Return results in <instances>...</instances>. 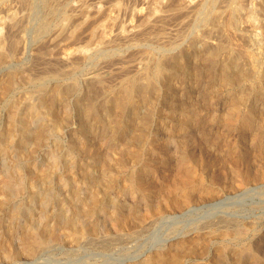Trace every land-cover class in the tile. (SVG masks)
<instances>
[{"label":"rangeland","instance_id":"rangeland-1","mask_svg":"<svg viewBox=\"0 0 264 264\" xmlns=\"http://www.w3.org/2000/svg\"><path fill=\"white\" fill-rule=\"evenodd\" d=\"M245 15L247 19L244 18ZM262 18L260 7L255 4V1L246 6L239 17L240 25L244 23L241 26L248 29L252 36L247 43L248 47L252 49L255 46L252 49L255 52L261 45H264V32L261 34V28L253 29L255 21L259 23L258 21ZM196 23H198L197 26L193 23L194 26L191 25L184 36L181 35L183 38L181 36L177 38V45L160 47L156 44H148L147 47L143 46L139 49L141 51L146 49L157 58L184 52L189 47L193 33L202 25L201 21ZM26 33V53L24 55L15 54L11 60L0 64V81L11 77V75L16 77V86H13L9 94L0 100V185H3L5 181L8 182L0 187V264H151L148 257L152 253L158 250L168 251L172 245L179 248L178 242L180 241H184V246L188 248V242H190L188 239H191L196 233L195 231L208 228V220L218 221L221 218L227 219L228 222H226L227 220L225 222L231 224L229 226L236 227L235 232L223 237L219 234L210 236L205 233L206 231H202L200 233V235L203 233L201 241L203 245L205 244L206 251L200 255L183 257V264H216V262L217 264H264V180L249 182L242 188L233 186L231 184L234 183L233 175L222 177L216 173L213 174L212 166H208L205 162L209 157L206 152L208 150L201 149L200 145L202 141L208 143L214 152L223 157L227 154L236 156L238 155L236 151L244 154L243 149L246 148L251 149L248 151L249 153L261 148V146L252 145L248 134L242 131L238 125L230 124L224 119L226 111L229 109L228 92L231 88L223 87L217 89V92L215 89L214 91L211 89L218 83V80L212 81L210 73L217 74L219 68L210 71L207 64L191 61L192 68L200 73V79L196 82L188 80L185 82L179 79L181 87H190L189 93L183 89L179 92L183 94L181 95L183 102L193 105L197 113L199 112L198 116L203 120L202 126L195 134L190 135L186 132L187 130L180 126L179 117L169 113L168 107L172 97L170 93L162 91V99L154 103L150 109H145L138 119L140 123L130 125L128 129L122 128L121 132L118 131L120 134H116L117 137L108 127L105 130L101 129L104 138L101 141H96L92 135L99 136L93 131L94 134H90V132L82 134L79 131L81 130L80 116L82 114L75 106L73 99L55 98L59 114L70 118L69 124L60 125L59 128L52 118L45 116L42 108L36 110L34 105L35 107L39 105L45 91L51 90L55 84L60 83L72 84L76 82L75 98L84 101L87 99L86 95L88 94L87 97L90 95L83 80L86 72L93 69L96 62L100 66L103 61L115 60L118 55L130 53L128 51H132V49L115 47L104 51L106 56L103 51L96 52L92 61L81 63L73 71L74 74L64 76L57 81L48 73L42 72L46 79L40 80L39 75L43 71V65L39 62L38 53L40 50L46 51L45 42L47 43L50 36L42 37L43 35H41L38 38L34 37V33L31 31ZM83 42H80L81 44L73 43L74 46L70 44V48L95 47L94 42ZM96 56L98 57L96 58ZM32 60L33 62L37 61L33 63ZM262 60H264V56ZM27 67L28 69H25ZM36 70L37 72L34 73ZM25 75H34V78L26 79ZM81 83L83 84L81 85ZM107 83L112 84L111 82ZM94 96L96 98L94 99L99 103L98 93L95 92ZM20 98H23L22 101ZM248 103L250 104V101ZM224 109L226 110L224 111ZM141 120L146 121L144 126L141 125ZM28 123L31 130L28 129ZM141 132L145 135L140 134ZM38 138H40V142H38ZM124 141L133 145L132 148L137 156L133 158L127 149L129 154L125 151L123 155L125 166L120 167L118 162L123 160L120 146ZM182 153H187L193 159L192 164L197 172L204 176L205 183L215 191V195L203 199L198 196V192L195 190L196 198L191 205L182 208L171 206L162 214L150 213L149 216H145L146 212L151 210L154 194L150 192L143 195V190L138 186L142 185L144 188V182H153L159 187L166 176L165 158H174L175 160ZM198 155L204 156L206 160L198 159ZM35 164L38 165V168L45 169V172L44 175L42 174L41 182L32 184L27 172ZM104 172H108V174L104 175ZM130 176L136 184L134 189L125 186V179L128 178L126 181H130ZM11 179L13 180L11 181ZM112 180L115 181V185L109 188L108 183ZM253 186H258L256 192L241 194L245 192V189ZM119 208H122V211L133 213L135 220L131 226L123 229L112 226L110 212L115 209L117 211ZM243 208L248 209L243 210ZM78 210H81V214ZM222 210L225 211L222 212ZM70 221L74 222L75 227L86 226L88 230L90 227H94V229L91 232L86 231L83 235L67 236L63 234L59 240L48 241L50 230L53 229L52 231L60 233ZM155 221L157 222L155 223ZM248 222L251 224L249 225ZM238 225L241 226L238 227ZM213 226H217V224ZM32 232L39 233L45 238L43 250L34 257L10 252V247L15 245L18 236H31ZM79 246L83 247L80 249ZM218 247L221 250H217L216 253L215 249ZM236 250H240L239 259L235 255Z\"/></svg>","mask_w":264,"mask_h":264},{"label":"bare ground","instance_id":"bare-ground-1","mask_svg":"<svg viewBox=\"0 0 264 264\" xmlns=\"http://www.w3.org/2000/svg\"><path fill=\"white\" fill-rule=\"evenodd\" d=\"M254 1L255 4L259 5L263 18L258 21L259 23L255 21L257 24H254L253 29L261 28L262 34L264 32V0H0V64L11 60L15 54L24 55L26 53L27 31L29 33L30 31L31 33L33 32L34 37L38 38L41 35H43L42 37L50 36L47 43L45 42L47 45V48L45 47L46 51L40 50L38 53L39 62L43 65V71L39 75L40 80L46 79L42 75V72H46V74L48 73L52 78L59 81L64 76L72 74L81 63L92 61L96 52L103 51L104 53V51L115 47L132 49V51L127 50L130 53L118 55L115 60L113 59L110 62H106L108 60L103 61L100 66L96 62V66L93 65L94 68L86 72L83 80L90 95L87 97V94V99L84 101H82L83 99L77 98L76 100L75 98V86L77 84L75 82L72 84H55L51 90L45 91V95L40 99L37 107L33 104L36 110L42 108L45 116L52 118L55 125L59 128L60 125L69 124L70 118L59 114V110L56 109L55 98L73 99L75 106L79 108V112L82 114L80 116L81 130L79 131L82 134L95 133L99 136L92 135V138L96 141H101L104 138L101 129L105 130L108 127L115 134L114 136L117 137L116 134L121 132L122 128L128 129L130 125L140 123L138 119L145 109H150L154 103L162 99V91L170 93L172 97L168 107L169 113L176 114L179 117L180 126L184 127L187 130L186 132L190 135L195 134L198 128L202 126L203 120L198 116L199 112L197 113L193 105H187L183 102L184 100L181 97L183 94L179 92L183 89L186 93H189L190 87H181L179 82L180 80L196 82V80L200 79V73L192 68L191 61L207 64L210 71L214 68H219L216 72L217 74L210 73L212 81L214 79L218 80V83L212 86L211 89L213 91L215 89V92H217V89L223 87L231 88L228 92L229 109L226 114L224 113L225 118L224 116L223 118L230 124L238 125L242 131L248 134L251 144L255 145V147L261 146V148L253 150V153H249L248 151L251 149L246 148L243 149L244 154L236 151L238 154L236 156L227 154L223 157L219 153L214 152L208 143L201 140V149L208 150L206 152H208L209 157L207 161L202 155L197 157L207 162L208 166H212L213 174L216 173L222 177L233 175L234 183L231 184L242 188L249 182L264 180V60H262L264 45H261L256 52L252 50L255 46L252 49L248 47L247 43L252 36L248 29L241 26L244 23L241 25L239 23L240 14L246 6ZM244 18H246V15ZM197 21H201L202 25H200L203 27L200 26L199 29L195 30L189 47L184 52L157 58L152 56L148 50L141 51L139 49V47L148 44H156L160 47L177 45V38L181 35L184 36L191 25L194 26L196 24L195 26H197ZM249 26L251 27L252 25ZM181 38L183 37L181 36ZM83 41L94 42L95 47L78 46L70 48V44H79ZM36 61L33 62L32 60L33 63H36ZM25 69H28V67ZM36 72L37 70L34 73ZM214 75L217 76L215 77ZM33 76L25 75L26 79L30 80L34 78ZM15 79L16 77L11 75V77L0 81V100L9 94L13 86H16ZM76 81L78 82V80ZM42 87L41 89H43ZM95 92L100 97L99 103L95 100ZM20 99L22 101L23 98ZM249 101L250 104L248 103ZM15 110L17 111V109ZM145 123V120H141L142 126ZM29 125L28 123V129L31 130ZM39 140L40 138H38V142H40ZM132 147L133 145L124 141L120 146L121 158H123L127 149L130 151L131 156L135 158L137 155ZM228 150L231 149L228 148ZM129 151H126V153L129 154ZM192 160L187 153H182L175 160L174 158H165L166 176L162 184L158 187L153 182H144V188H142V185L138 186L143 190V195H147L150 192L154 194L151 210L147 211L145 216H149L148 214L150 213L162 214L171 206L182 208L191 205L196 198L195 190L198 192V196L203 199L215 195V191L205 183L204 176L197 172ZM118 164L120 167L125 166L124 158ZM44 172L45 169L38 168V165L35 164L29 168L27 174L32 184H37L42 181ZM107 174L108 172H104V175ZM127 179H125V186L134 189L136 184L132 180V176L129 177V182L126 181ZM114 182V180L110 181L108 187L112 188L115 185ZM4 183L0 187L4 186ZM257 190L258 186H253L245 189V192L241 194H251ZM239 199L241 200V198ZM121 209L119 208L117 211L115 209L110 212L112 226L118 229L131 226L135 220L133 213L122 211ZM78 211L81 214V210ZM225 220L224 218L218 221L208 220V228L198 229L199 231H195L196 233L191 239L187 238L190 241L188 242V248L184 246V241H180L178 242L179 248L172 245L168 251L158 250L148 257L149 261L151 264H183V257L204 253L206 246L201 241L203 233L201 235L200 233L202 231H206L205 233L210 234V236L219 234L223 237L235 232L236 227L229 226L231 224H226L228 220L226 222ZM215 224L217 226H213ZM241 225H238V227ZM93 229L94 227H90V230L86 226L75 227L74 222L70 221L60 233L52 231L53 229L50 230L48 241L59 240L63 234L67 236L83 235L86 231L91 232ZM45 242V238L36 232H32L31 236L20 235L17 237L15 245L10 247V252L20 253L26 257H34L43 250ZM217 250L220 251L221 249L219 247L216 248V253ZM235 255L239 259L241 256L240 250L235 252Z\"/></svg>","mask_w":264,"mask_h":264}]
</instances>
